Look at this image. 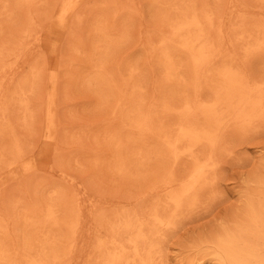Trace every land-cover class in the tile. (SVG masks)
<instances>
[{"label":"rangeland","instance_id":"374dc122","mask_svg":"<svg viewBox=\"0 0 264 264\" xmlns=\"http://www.w3.org/2000/svg\"><path fill=\"white\" fill-rule=\"evenodd\" d=\"M0 264H264V0H0Z\"/></svg>","mask_w":264,"mask_h":264},{"label":"bare ground","instance_id":"6f19581e","mask_svg":"<svg viewBox=\"0 0 264 264\" xmlns=\"http://www.w3.org/2000/svg\"><path fill=\"white\" fill-rule=\"evenodd\" d=\"M198 174H199V172H198ZM195 177V176H194ZM231 253V252H230ZM245 255V254H244ZM236 259V258H235Z\"/></svg>","mask_w":264,"mask_h":264}]
</instances>
